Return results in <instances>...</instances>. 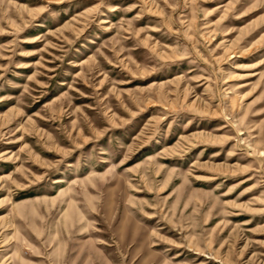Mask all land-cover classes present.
I'll use <instances>...</instances> for the list:
<instances>
[{"label": "rangeland", "instance_id": "1", "mask_svg": "<svg viewBox=\"0 0 264 264\" xmlns=\"http://www.w3.org/2000/svg\"><path fill=\"white\" fill-rule=\"evenodd\" d=\"M0 264H264V0H0Z\"/></svg>", "mask_w": 264, "mask_h": 264}]
</instances>
